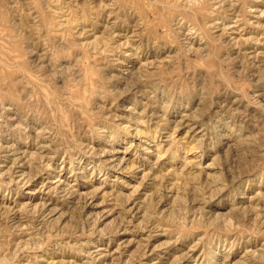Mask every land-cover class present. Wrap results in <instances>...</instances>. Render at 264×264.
I'll use <instances>...</instances> for the list:
<instances>
[{
	"label": "rangeland",
	"instance_id": "rangeland-1",
	"mask_svg": "<svg viewBox=\"0 0 264 264\" xmlns=\"http://www.w3.org/2000/svg\"><path fill=\"white\" fill-rule=\"evenodd\" d=\"M0 264H264V0H0Z\"/></svg>",
	"mask_w": 264,
	"mask_h": 264
}]
</instances>
